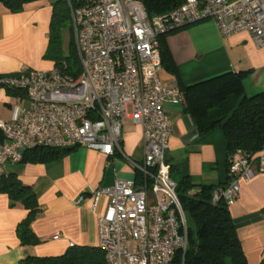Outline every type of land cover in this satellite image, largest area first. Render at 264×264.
Listing matches in <instances>:
<instances>
[{
  "label": "built area",
  "instance_id": "1",
  "mask_svg": "<svg viewBox=\"0 0 264 264\" xmlns=\"http://www.w3.org/2000/svg\"><path fill=\"white\" fill-rule=\"evenodd\" d=\"M64 1L80 72L71 76L52 68L0 78L6 89L25 96L10 121H0V176L5 164L20 163L23 152L35 148H86L121 156L133 167L135 178L116 180L91 198L94 211L106 200L97 214L103 264H172L176 251L183 256L186 252L187 227L167 160L173 122L166 106L186 103L177 86H165L160 79L158 37L213 20L222 35L245 32L257 46H264V0H184L152 19L139 0ZM125 119L141 128V161L122 150ZM253 162L237 151L230 159V182L214 192L212 201L222 199L231 206L239 198L241 183L254 178ZM256 162L257 172H264V147ZM83 200L81 196L78 202Z\"/></svg>",
  "mask_w": 264,
  "mask_h": 264
},
{
  "label": "crops",
  "instance_id": "2",
  "mask_svg": "<svg viewBox=\"0 0 264 264\" xmlns=\"http://www.w3.org/2000/svg\"><path fill=\"white\" fill-rule=\"evenodd\" d=\"M54 2H32L17 14L0 4V75L54 68L43 59ZM160 44L164 64L159 76L165 86L185 91L215 77L240 74L247 97L264 91V46H257L248 33L224 36L213 20H202L171 29L159 37ZM204 96L205 92H190L184 106H166L173 122L167 153L170 176L175 182L187 174L194 184L223 185L227 179L224 135L220 128L197 135L194 127L197 103ZM24 103L23 94L0 88V121L9 122L13 108ZM3 142L0 133V147ZM121 147L126 156L142 160L141 128L129 119L123 121ZM252 169L254 178L241 183L239 198L228 209L249 264H257L264 249V172H257L256 161ZM3 174H13L32 188L40 211L31 230L40 243L20 244L15 229L27 211L21 205L11 206L8 197L0 193V264H19L26 257L61 256L70 243L97 248V214L103 212L106 200L94 211L92 195L116 180L135 178L133 167L121 156L107 157L86 148L73 149L50 162L7 163ZM81 196L84 200L78 202ZM152 199L150 194L151 203Z\"/></svg>",
  "mask_w": 264,
  "mask_h": 264
},
{
  "label": "trees",
  "instance_id": "3",
  "mask_svg": "<svg viewBox=\"0 0 264 264\" xmlns=\"http://www.w3.org/2000/svg\"><path fill=\"white\" fill-rule=\"evenodd\" d=\"M36 1L39 0H0V4L8 12L17 14L21 13L26 5ZM139 1L148 19L166 14L184 2V0ZM64 30L68 31L70 38L67 55L62 50ZM160 46L161 44L159 49L163 65V50ZM43 59L52 62L54 68L68 75L77 76L80 72L70 13L64 0H57L52 4L48 45ZM2 76L4 75H0V78ZM0 88L5 87L0 84ZM181 91L184 97L190 92H205L203 100L197 103L200 106L196 110L194 127L197 135L206 134L216 128L221 129L226 142L227 179L223 185H198L192 183L189 175L184 174L175 182L176 193L186 217L187 249L184 256L181 251H176L172 264H249L228 206L222 199L213 202L212 198L214 192L223 190L229 184L230 159L237 151L256 161L264 147V91L254 97H247L240 74L215 77ZM187 109L191 112L189 105ZM72 150L51 148L26 150L22 154L21 162H50ZM0 193L8 197L11 206L21 205L27 211L26 217L15 229L20 244L22 246L39 244L40 241L31 230V222L40 211L32 188L24 185L13 174H3L0 176ZM103 262V253L98 248L74 246L61 256L26 257L19 264H103ZM257 264H264V249Z\"/></svg>",
  "mask_w": 264,
  "mask_h": 264
},
{
  "label": "rangeland",
  "instance_id": "4",
  "mask_svg": "<svg viewBox=\"0 0 264 264\" xmlns=\"http://www.w3.org/2000/svg\"><path fill=\"white\" fill-rule=\"evenodd\" d=\"M57 1V0H54ZM69 42H70V38H69V33L67 30H64L62 32V50L64 52V54H68V48H69ZM153 202V199H152Z\"/></svg>",
  "mask_w": 264,
  "mask_h": 264
}]
</instances>
